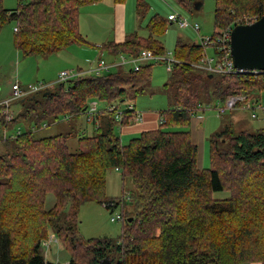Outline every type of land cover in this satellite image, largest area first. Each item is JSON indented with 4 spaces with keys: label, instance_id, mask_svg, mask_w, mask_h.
Masks as SVG:
<instances>
[{
    "label": "trees",
    "instance_id": "1",
    "mask_svg": "<svg viewBox=\"0 0 264 264\" xmlns=\"http://www.w3.org/2000/svg\"><path fill=\"white\" fill-rule=\"evenodd\" d=\"M102 1L17 0V7L7 10L0 0V26L17 28L13 45L23 56H49L71 46L114 57H136L143 50L166 55L157 37L171 22L158 15L148 22L147 37L132 33L120 44L87 42L79 30L80 8ZM173 1L188 12L203 2ZM141 4L138 0V11ZM263 15L264 0H215L212 36ZM203 52L199 44L176 43L175 62L163 86L173 108L159 113L156 130L142 132L126 145L112 125L78 139L75 153L68 150L72 132L35 139L28 130L0 137L6 147L0 154V264H52L40 247L49 231L68 252L67 264H99L106 257L109 264L116 258L117 264H264V131L211 135L206 170L196 167V147L187 132L166 131L187 127L197 106L253 90L264 93V74H214L197 68ZM153 67L85 74L22 97L18 103L24 110L12 121L0 116L2 126L30 121L40 128L83 115L92 100L104 105L134 101L151 81ZM136 112L125 110L119 126L137 119ZM111 169L133 181L134 215L126 218L117 239H82L76 230L80 207L115 201L105 194ZM214 192H228L229 197L215 199ZM49 194L54 205L47 210Z\"/></svg>",
    "mask_w": 264,
    "mask_h": 264
},
{
    "label": "rangeland",
    "instance_id": "2",
    "mask_svg": "<svg viewBox=\"0 0 264 264\" xmlns=\"http://www.w3.org/2000/svg\"><path fill=\"white\" fill-rule=\"evenodd\" d=\"M127 1V6L131 9L129 10L130 14L133 10L135 12V16L129 18L128 27L132 28L135 24L136 28L133 29L132 33L136 32L139 36L147 37L149 35L146 27L154 15L167 19L168 15L173 14L186 20L190 25H198L199 31L196 32L190 27L180 29L176 23H171L168 25L167 31L162 36L157 37L172 61H175L172 52L177 42L198 44L199 38L211 37L216 31L213 26L215 0H203L199 9L194 8L189 12L182 9L173 0H141L143 3L141 4L142 10L139 11L134 9L135 0ZM107 3L108 0H105L104 4ZM2 7L7 10H13L17 7V0H2ZM100 7L101 4L94 3L80 8L79 30L82 36H95L98 44H104L107 42L106 39L97 34V28L100 29L101 34L107 33L106 20H102L104 17L98 13ZM13 28V24L0 26V102L10 101L9 112L13 116L18 115L19 112L24 110L23 106L18 103L19 100L12 99V85L15 82H18L22 89L38 83L52 84L50 89H55L57 84L54 83L56 82L58 73L61 71H68L76 67L88 69L99 58L106 62H119L118 57H112L110 54L107 55L105 52H100V50L80 46H71L49 56H23L16 51L13 45ZM208 54H211V51L208 50ZM88 58L90 61L86 63ZM151 64L154 65L152 69L153 77L149 84L144 87L143 94L138 96L134 101L114 104L119 110L124 109L128 105H133L136 107L135 110L137 112H154L156 114L159 111L173 108L170 106L169 94L163 88L169 74L167 63L161 62L155 65L152 62ZM117 69H113L111 73ZM259 92L258 90H253L234 96L248 95L251 97L255 94H260ZM261 94L264 97V93ZM215 104L208 105L205 103L203 106L207 107ZM105 106L97 102L99 110ZM95 119L90 122H87L84 118L80 119L79 124L82 123L83 126L81 129H88L85 134L79 130L80 127L76 119L46 122L45 127L41 126L40 128H34L33 123H30V121L28 124L25 122L10 123L3 128L0 120V137L28 130L33 132L35 139L72 132L75 137L69 140L68 150L70 153H75L78 150L77 140L83 136H92L95 133L91 134V127ZM258 130L264 131V115L258 114L256 118H252L250 112L244 109L229 110L223 115H217L214 111H205L191 115L190 123L187 127L172 126L166 129V131H185L189 134L192 144L196 147V167L199 170H206L210 167L209 138L211 135L219 134L222 131H248L255 133ZM114 132L119 136L115 127ZM130 140L124 139L125 144ZM5 151L6 147L0 144V154L5 153ZM105 194L107 198L122 200L124 202L112 210L105 209L101 204L96 202H85L79 209L76 224L77 234L82 239H117L122 235V227L125 224L126 218L134 215V201L137 196V190L131 179L122 178L120 171L114 169L107 171ZM128 195L130 197L127 199ZM228 197V192L213 193V198L215 199L224 200ZM53 202V195H47L45 209H50ZM120 215L123 217L121 221L111 222L112 217L117 218ZM51 236H54L57 242H51L47 250L41 247L45 261L52 264H67L70 256L60 246L57 235L54 232L49 231L48 238L43 239L41 242L51 239ZM106 260L109 262L108 257H106ZM117 262L118 258H116L114 264H117Z\"/></svg>",
    "mask_w": 264,
    "mask_h": 264
},
{
    "label": "built area",
    "instance_id": "3",
    "mask_svg": "<svg viewBox=\"0 0 264 264\" xmlns=\"http://www.w3.org/2000/svg\"><path fill=\"white\" fill-rule=\"evenodd\" d=\"M167 20L171 23H176L178 28H192L194 31L198 32V25H190L186 20L180 18L177 15L170 14L167 17ZM256 19L248 20L244 22V25H249L255 22ZM235 26H229L223 30L219 36H211L207 38H199V45L204 49L203 58L197 68H200L208 73L214 74H231V75H243V74H252V75H261L264 74L263 71L257 70H238L234 67L231 55H230V35L231 31ZM13 32H17V28H13ZM213 49H216V53L213 52ZM208 50L211 51V54H208ZM119 58V62H106L103 59H97L89 66L88 69H82L78 71L76 69H70L68 71H61L57 75L56 82L54 84L65 83L67 80L75 78L77 76L89 74L94 76H102L110 73L113 69L122 67L123 69H130L138 71L141 66L154 63L158 65L161 62L167 63V68L170 70L171 64L175 61H172L168 55L159 56L154 55L148 50L141 51L136 57H128L124 54H119L116 56ZM52 84L38 83L34 86H28L22 89L19 86L18 82H15L12 85V99L19 100L22 97H27L31 94L44 92L49 89ZM260 93V92H259ZM9 100L0 102V116L5 117L6 121H12L14 116L9 112ZM219 105V106H217ZM233 109H244L248 110L252 118H256L258 114L264 115V97L263 94H255L251 97L248 95H239V96H229L223 102H218L213 106H197L191 115L203 113L205 111H214L217 115H223L226 111ZM126 110L134 111L133 105H128ZM124 111L119 110L116 105H106L102 109H98L97 102L92 100L90 101L84 110V117L87 122L92 121L99 114H112L114 115L117 121L121 120ZM137 113V118L139 113ZM257 113V114H256ZM161 123V121H160ZM45 127V126H43ZM19 132V131H18ZM12 137V136H11ZM8 138L4 135V139ZM116 171H119L116 169ZM129 195L127 196V199ZM124 202V201H123ZM122 200H115L110 202L102 203L103 208L112 210L117 208L120 204H123ZM123 219L122 215L117 218L112 217L111 222L121 221ZM51 239L43 241L40 243V247L44 250L49 248L51 242H57V239L54 236H51ZM42 245V246H41ZM46 256V254H45Z\"/></svg>",
    "mask_w": 264,
    "mask_h": 264
},
{
    "label": "crops",
    "instance_id": "4",
    "mask_svg": "<svg viewBox=\"0 0 264 264\" xmlns=\"http://www.w3.org/2000/svg\"><path fill=\"white\" fill-rule=\"evenodd\" d=\"M104 2H105V0H103L102 2L97 3V4H101V7L98 9V13L104 17L102 20H106L105 24L107 26V33L101 34L100 29L97 28V34L99 36H102L103 39H106V41H107L106 43H108V42L113 43V44L123 43L125 40V37L132 34L133 29L136 28L135 24L132 26V28L128 27L129 18L134 17L135 12L133 10V12H131V14H130L129 10H131V9L128 8V6H127V2H128L127 0H124L121 2H117L115 0H108L107 4H104ZM137 2H138V0H135L134 9L136 11H137V7H136ZM106 17L109 18L108 21H107ZM134 33H136V32H134ZM139 37H142V36H139ZM84 38L87 42H89L91 44L102 45V44H98V40H96L95 36H88V37L84 36ZM87 48H90V47H87ZM91 49L97 50L95 48H91ZM105 53L108 55L107 52H105ZM112 57H114V56H112ZM89 61L90 60L88 58L86 63H88ZM76 68L84 69L82 67H76ZM167 71L169 72L168 68H167ZM152 77H153V71H152ZM152 77H151V79H152ZM125 110H126V107L124 109H122V111H125ZM163 111H165V110H163ZM160 112H162V111H159L156 114H154V112H141V111H139L138 112L139 117L137 119H132L133 121L130 122L129 124L125 125V126H119V123H118L119 121L114 119L115 117L113 118L112 116H108V115H100V116L96 117L95 121L93 122V126L91 127V134H93L100 127L101 128H107V126H108V128H110V126L112 125L113 130H114V127L116 128L121 143L123 145H126L127 143L125 144L124 139H131L132 140V139H134L133 137H135V136L138 137L140 135V133H142V132H148V131L156 130L160 125V118H159ZM81 118L85 119L84 115H79V116L70 118L67 121L76 119L77 124L80 127L79 130H81V133L85 134V133H87L88 129H85V128L81 129V127H83L82 123L79 124ZM83 137H81V138H83ZM53 205H54V202H53ZM251 264H258V263H251Z\"/></svg>",
    "mask_w": 264,
    "mask_h": 264
},
{
    "label": "water",
    "instance_id": "5",
    "mask_svg": "<svg viewBox=\"0 0 264 264\" xmlns=\"http://www.w3.org/2000/svg\"><path fill=\"white\" fill-rule=\"evenodd\" d=\"M200 6L201 3H196L194 8L199 9ZM230 55L236 69L264 72V15L249 25L233 27L230 35ZM99 264L109 262L104 258Z\"/></svg>",
    "mask_w": 264,
    "mask_h": 264
}]
</instances>
